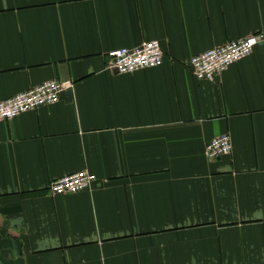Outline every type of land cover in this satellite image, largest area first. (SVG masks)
Masks as SVG:
<instances>
[{
  "label": "crops",
  "instance_id": "1",
  "mask_svg": "<svg viewBox=\"0 0 264 264\" xmlns=\"http://www.w3.org/2000/svg\"><path fill=\"white\" fill-rule=\"evenodd\" d=\"M260 33L264 0H0V102L73 84L0 123V264H264V46L214 82L190 70ZM148 41L159 67H109ZM81 171L89 189L51 194Z\"/></svg>",
  "mask_w": 264,
  "mask_h": 264
},
{
  "label": "built area",
  "instance_id": "2",
  "mask_svg": "<svg viewBox=\"0 0 264 264\" xmlns=\"http://www.w3.org/2000/svg\"><path fill=\"white\" fill-rule=\"evenodd\" d=\"M257 46H264L263 33L253 34L208 50L191 58V73L198 81L214 82L229 67L248 58ZM108 58L112 70L119 75H128L159 67L163 62V53L157 41H148L138 48L113 50L108 53ZM72 85L70 81H49L1 101L0 123L57 103L61 93L72 88ZM231 153L232 144L228 135L214 138L205 147V157L210 161L228 157ZM94 180V176L81 171L55 180L49 189L54 196L75 194L89 189Z\"/></svg>",
  "mask_w": 264,
  "mask_h": 264
}]
</instances>
